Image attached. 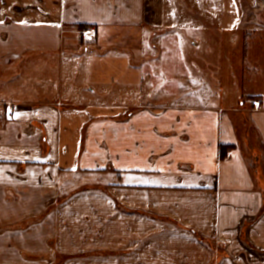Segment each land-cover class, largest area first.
Masks as SVG:
<instances>
[{
    "label": "crops",
    "instance_id": "0c3cea01",
    "mask_svg": "<svg viewBox=\"0 0 264 264\" xmlns=\"http://www.w3.org/2000/svg\"><path fill=\"white\" fill-rule=\"evenodd\" d=\"M0 264H264V0H0Z\"/></svg>",
    "mask_w": 264,
    "mask_h": 264
},
{
    "label": "rangeland",
    "instance_id": "374dc122",
    "mask_svg": "<svg viewBox=\"0 0 264 264\" xmlns=\"http://www.w3.org/2000/svg\"><path fill=\"white\" fill-rule=\"evenodd\" d=\"M195 1L197 0H194V2ZM179 2H187V3L189 2L190 3V2H193V0H179ZM68 29H71V27ZM90 29L92 28L84 27V26H76L72 28V31L79 36L77 45H79V48L83 51L92 49L94 45L96 34L94 32L91 33ZM181 29L182 28L176 29L178 30L177 34H180V35L184 34V31H182ZM148 31H149L148 35H150L154 39L145 43L144 48H146L147 52H145L144 58H146L145 59L146 61L148 60L149 62L157 63V66H161L162 64L165 67L168 66L169 68L171 63L172 62L175 63L177 60L178 61L177 66L179 67L178 68L179 70H185V65H192V64H196V65L200 64V66L202 67V60H200L199 58H196L195 52L188 53L184 50L179 49L177 50V52L175 51L173 53L172 48L174 46V43H171V40H170L171 30L169 28L156 29L155 27H153L151 29L148 28ZM157 35L159 39L161 40V42L157 41L156 39L158 38ZM209 61L211 64V68H213L214 70H210V74H208L207 72L203 76L201 74H196L195 79H198V80H201L202 78L209 79L210 84L214 86V83H217V81L221 79L220 72L223 70H216L219 67L218 60L214 58H210ZM223 62L224 61H222L221 63L223 64ZM228 62H229L228 60L225 61V64L226 63L228 64ZM250 99L252 98H249V100ZM250 101H253V100H250Z\"/></svg>",
    "mask_w": 264,
    "mask_h": 264
},
{
    "label": "built area",
    "instance_id": "2783aa9c",
    "mask_svg": "<svg viewBox=\"0 0 264 264\" xmlns=\"http://www.w3.org/2000/svg\"><path fill=\"white\" fill-rule=\"evenodd\" d=\"M253 105H260V101L259 100H254L253 102ZM2 111H4L5 115L10 117L12 115V112H13V107L11 105H8V104H4L2 106Z\"/></svg>",
    "mask_w": 264,
    "mask_h": 264
},
{
    "label": "trees",
    "instance_id": "16d2710c",
    "mask_svg": "<svg viewBox=\"0 0 264 264\" xmlns=\"http://www.w3.org/2000/svg\"><path fill=\"white\" fill-rule=\"evenodd\" d=\"M84 27H89V26H84ZM231 147H225V146H222L221 147V157L224 159L226 158L227 154H228V151Z\"/></svg>",
    "mask_w": 264,
    "mask_h": 264
}]
</instances>
